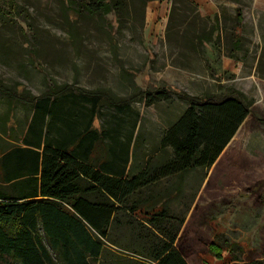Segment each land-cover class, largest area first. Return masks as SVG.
<instances>
[{"label": "rangeland", "instance_id": "374dc122", "mask_svg": "<svg viewBox=\"0 0 264 264\" xmlns=\"http://www.w3.org/2000/svg\"><path fill=\"white\" fill-rule=\"evenodd\" d=\"M105 1L108 7L93 13L86 7L92 0H0V85L35 96L53 84H68L105 90L116 99L135 97L123 113L108 105L100 109L93 128L109 136L97 144L96 158L112 156L118 168L128 159L127 174L149 177L174 160L163 139L188 106L175 95L147 104L138 100L140 93L167 87L201 98L233 90L251 104V113L211 167L163 176L128 197L117 213L121 226L112 229L110 239L133 251L110 246L103 259L110 264L146 261L135 251L148 248L152 231L134 220L130 209L141 207L143 213L153 205L165 207L163 228L171 233L179 228L174 247L187 264H226L231 256L264 259V12L253 9L254 0H216L219 14L200 21L196 12L171 14V0L165 26L153 34L146 27V0H116L123 8L118 13L115 0ZM169 21L175 27L167 34ZM235 25L241 40L237 49L229 41ZM188 27L196 35L213 29L211 42L195 51L185 48L180 37ZM229 52L241 64L238 76L220 68ZM87 108L81 102L74 110L71 106L75 115L67 117L74 128L87 122ZM7 112L6 98L0 96V120ZM31 115L18 104L8 126L23 128ZM214 241L219 247L208 251Z\"/></svg>", "mask_w": 264, "mask_h": 264}, {"label": "trees", "instance_id": "16d2710c", "mask_svg": "<svg viewBox=\"0 0 264 264\" xmlns=\"http://www.w3.org/2000/svg\"><path fill=\"white\" fill-rule=\"evenodd\" d=\"M150 1L155 0L145 3ZM92 2L86 7L93 13L109 5L105 0ZM172 2L171 14L186 17L187 12H196L190 0ZM121 5L115 0L117 13L123 9ZM236 12L240 23L242 16ZM198 19L202 21L197 15ZM170 24L167 34L175 27ZM238 28L235 25L229 38L235 49L241 42ZM212 32L196 35L188 27L180 38L185 48L195 51L211 42ZM227 57L234 55L229 52ZM174 95L188 106L163 139L174 160L162 165L160 175L149 177L132 170L127 174L128 159L118 168L109 150L110 159L96 158L97 144L109 136L107 131L93 128L100 109L108 105L123 113L135 97L116 99L105 90L87 91L68 84H53L35 96L24 88L18 91L0 85V96L8 104V112L0 120V264H110L103 259L110 246L133 251L128 244L110 239L112 229L121 226L117 213L123 210L127 198L163 176L211 167L251 113V104L233 90L199 98L161 87L140 93L138 100L154 104ZM80 102L89 106L88 120L82 128H74L68 117L75 115L74 106ZM18 104L31 109L32 115L17 130L8 126V116ZM140 210L131 208V215L149 226L152 237L148 248L134 250L146 261L133 264H187L174 247L179 228L171 233L162 227L167 220L164 205L159 209L153 205L143 213ZM217 247L214 241L207 250ZM226 264H264V259L243 261L231 256Z\"/></svg>", "mask_w": 264, "mask_h": 264}, {"label": "crops", "instance_id": "0c3cea01", "mask_svg": "<svg viewBox=\"0 0 264 264\" xmlns=\"http://www.w3.org/2000/svg\"><path fill=\"white\" fill-rule=\"evenodd\" d=\"M196 6V13L200 18H214L215 15L219 14L218 3L216 0H190ZM261 3L263 4L261 6ZM171 6V0H155L150 1L146 7V27L150 33L158 34L159 29L165 26L168 20V12ZM253 9L264 12V0H254ZM253 26L255 32L258 28L256 21L253 20ZM223 71L232 73L238 76L241 72V64L232 58L223 56L221 59V67ZM253 77L248 75L246 79L251 80Z\"/></svg>", "mask_w": 264, "mask_h": 264}]
</instances>
